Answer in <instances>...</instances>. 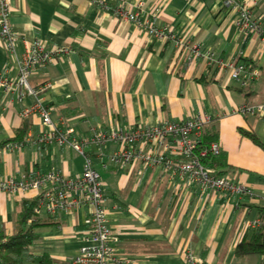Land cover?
Here are the masks:
<instances>
[{"label":"crops","instance_id":"1","mask_svg":"<svg viewBox=\"0 0 264 264\" xmlns=\"http://www.w3.org/2000/svg\"><path fill=\"white\" fill-rule=\"evenodd\" d=\"M243 1L264 26V0ZM7 2L19 39L12 47L0 39L2 79L15 82L18 60L33 40L73 50L32 71L28 83L41 88L37 96L18 101L16 86L0 84V141L14 136L25 118L21 110L36 97L61 130L71 126L83 137L94 127L146 126L209 114L207 126L220 143L224 174L249 186L254 197L203 195L196 185L183 189L161 167L110 163L113 144L103 150L102 160L98 148L88 145L105 183L111 244L130 264H191L187 253L196 264H262L259 254H234L237 243L257 228L249 224L262 220L259 208H264V149L240 132L252 131L264 144V117L235 112L240 105L264 102V42L239 28L237 11L223 0H108V7L90 0ZM124 10L177 34L179 43L149 34ZM206 51L221 65H209L201 56ZM243 60L259 70L245 87L228 75V64ZM26 118L25 141L0 153V180L50 168L80 174L83 157L67 144L35 142L50 127L37 115ZM36 194L0 191V235L16 230L22 200ZM86 216V207L68 214L42 211L36 215L37 241L31 252L47 253L53 264H72L86 243Z\"/></svg>","mask_w":264,"mask_h":264},{"label":"built area","instance_id":"2","mask_svg":"<svg viewBox=\"0 0 264 264\" xmlns=\"http://www.w3.org/2000/svg\"><path fill=\"white\" fill-rule=\"evenodd\" d=\"M232 10L239 14L240 29L252 33L264 42V26L251 17L250 5L243 0H223ZM100 7H108V0H90ZM124 16L145 27L149 34L159 38L171 39L179 43L177 34L169 30L157 29L150 21L142 22L138 13L124 10ZM10 8L7 0H0V39L12 47L19 35L10 22ZM73 47L57 45L46 47L41 40H33L18 60V73L14 83L0 77V84L11 89L16 86L18 101L27 95L37 96L41 88L31 87L28 77L38 67L52 62L54 59L72 51ZM213 67L221 65L215 54L210 51L201 54ZM228 75L239 81L242 86L248 85L259 76V70L250 64L233 62L228 64ZM235 112L264 117V102L240 105ZM50 109L37 97L30 105L21 110L22 117L37 115L41 124L49 126L48 132H42L35 142L54 141L58 145L67 144L83 159L80 174L65 175L54 168L44 172L31 171L20 177L10 176L0 180V191L19 192L36 191L37 203L35 215L42 211L54 215L56 213H72L83 207L87 209L84 220L86 226V243L78 249L72 264H130L129 259L118 255L111 244L112 230L107 221V210L104 206V181L93 167L91 155L87 152L88 145L98 148V157L102 160L104 149L115 145L107 156L108 161L116 165H127L139 161L144 167H161L171 179H176L183 189L196 185L201 194H221L228 197H254L253 190L246 184L236 182L232 177L218 174L211 165V159L219 155L220 143L216 140L209 144L202 143V134L212 121L209 114L187 117L182 121H163L146 126H108L91 128L87 137L77 136L73 127L61 130L50 116ZM63 123V121H61ZM22 143H8L0 147V153L17 148ZM30 222V220H28ZM262 224L255 219L249 225L258 227ZM185 260L196 264L190 253Z\"/></svg>","mask_w":264,"mask_h":264},{"label":"trees","instance_id":"3","mask_svg":"<svg viewBox=\"0 0 264 264\" xmlns=\"http://www.w3.org/2000/svg\"><path fill=\"white\" fill-rule=\"evenodd\" d=\"M242 62L250 64L244 60ZM28 125L29 120L24 118L21 125L15 130L14 136L0 141V147L12 142L23 143ZM240 132L243 136L264 149V144L254 132L243 129ZM216 138L214 129L211 126H207L202 134V143L205 145L209 144L216 141ZM210 163L215 167L219 175L224 174L225 171L222 168L225 166V163L220 153L212 158ZM36 203V198L22 200V209L17 219L16 230L11 235H0V264H53L52 259L47 253L34 255L31 252L37 241L34 229L39 224V219L36 218L34 212ZM259 209L263 220H261L262 224L254 229L249 237H243L237 243L234 254L237 256L259 254L262 264H264V208Z\"/></svg>","mask_w":264,"mask_h":264}]
</instances>
